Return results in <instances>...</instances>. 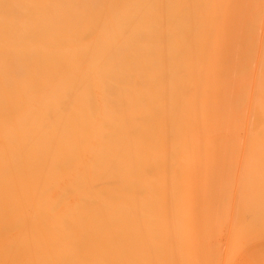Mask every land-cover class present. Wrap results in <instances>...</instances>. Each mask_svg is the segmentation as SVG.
Segmentation results:
<instances>
[{
  "label": "bare ground",
  "instance_id": "obj_1",
  "mask_svg": "<svg viewBox=\"0 0 264 264\" xmlns=\"http://www.w3.org/2000/svg\"><path fill=\"white\" fill-rule=\"evenodd\" d=\"M216 5L0 0V264H185L187 241L208 264L227 234L239 248L227 177L206 176L264 141L263 13Z\"/></svg>",
  "mask_w": 264,
  "mask_h": 264
},
{
  "label": "rangeland",
  "instance_id": "obj_2",
  "mask_svg": "<svg viewBox=\"0 0 264 264\" xmlns=\"http://www.w3.org/2000/svg\"><path fill=\"white\" fill-rule=\"evenodd\" d=\"M240 1L236 2L235 0H216L217 5L215 6V10L218 14L229 12L236 14L237 10V14L246 13V15H260L263 13V22L259 26L264 28V6L260 7V5H264V3L262 4L264 0ZM251 2H261V4L257 6L258 3L257 5L255 3V5L249 6V4H252ZM243 6L245 8L244 10ZM255 6L260 12L255 8ZM226 7H228L229 10ZM247 7L249 8L247 9ZM254 8L258 12L253 10ZM248 11L251 12L249 13ZM247 146L248 153L245 155L244 159L237 160L238 163L244 164V169L242 171L235 170L231 174H228V176H206L210 177L211 179H223V177H227L226 181L229 182L228 187L222 189L219 192L220 198H217V201L223 206L224 210L227 211L226 213L228 214H225L228 216V225L230 227L233 226L238 235L241 236L242 242H239L238 247H241L240 250L239 248L230 250L228 240L232 236L227 234L226 236L224 235V237H222L221 235V238L217 240L221 241L219 243L220 246L218 243H216L214 248L220 250L219 247H222V244H225L226 242L224 248H222L223 250L225 249L224 252L222 253L220 250L222 254L219 253L221 254L220 256L223 257L219 258V255H215V262L211 261L208 264H215L216 261H221L220 264H264V141L257 142L253 139H249ZM189 243L191 242L187 241L185 243L187 244V246L185 245L187 248H184V250L186 249L185 252L187 255L185 264H194L193 254L190 251ZM226 247H228L227 249L230 251L229 253ZM217 249H215L216 253L214 252V254H217ZM169 261V264H173V250H170ZM199 261H202V258Z\"/></svg>",
  "mask_w": 264,
  "mask_h": 264
}]
</instances>
